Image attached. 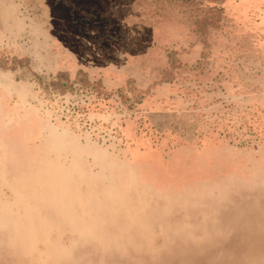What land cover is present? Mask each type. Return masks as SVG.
<instances>
[{"label":"rangeland","instance_id":"obj_1","mask_svg":"<svg viewBox=\"0 0 264 264\" xmlns=\"http://www.w3.org/2000/svg\"><path fill=\"white\" fill-rule=\"evenodd\" d=\"M0 264H264V0H0Z\"/></svg>","mask_w":264,"mask_h":264},{"label":"bare ground","instance_id":"obj_2","mask_svg":"<svg viewBox=\"0 0 264 264\" xmlns=\"http://www.w3.org/2000/svg\"><path fill=\"white\" fill-rule=\"evenodd\" d=\"M51 163H52V162H51ZM52 166H54V164H52ZM57 166H58V165H57ZM31 195H33V194H31ZM31 195H30V196H31ZM46 196H47V194H46ZM25 201H26V199H25ZM30 202H31V201H30ZM34 203H35V202H34ZM33 205H34V204H33ZM29 207H30V206H29ZM29 207H28V208H29ZM28 208H27V210H28ZM52 209H53V208H52ZM29 210H30V208H29ZM13 212H14V211H13ZM21 212H22V211H21ZM17 213H18V212H17ZM21 214H22V213H21ZM27 214H28V213H27ZM25 217H26V216H25ZM26 218H27V217H26ZM26 220H27V219H26ZM36 221H37V220H36ZM40 221H41V220H40ZM34 222H35V221H34ZM27 223H28V221H27ZM32 223H33V222H32ZM20 224H21V223H20ZM33 225H34V224H33ZM2 227H3V226H2ZM4 227H5V226H4ZM27 227H28V226H27ZM18 228H19V227H18ZM18 228H17V231H19ZM22 228H23V227H22ZM17 231H16V232H17ZM14 234H15V232H14ZM18 238H19V237H18ZM53 240H54V239H53ZM21 243H23V239H22V242H21ZM24 243H25V242H24ZM5 256H6V255H5ZM5 256H4V258H6ZM20 258H21V257H20ZM200 258H201V257H200ZM12 259H13V258H12ZM14 259H15V258H14ZM6 260H9V259H6ZM23 260H24V258H23ZM130 260H131V259H130ZM9 261H10V260H9ZM16 261H17V260H16ZM21 262H22V261H21ZM11 263H12V262H11ZM132 263H133V262H132ZM143 263H144V261H143Z\"/></svg>","mask_w":264,"mask_h":264}]
</instances>
